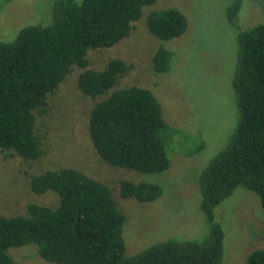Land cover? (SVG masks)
<instances>
[{
    "label": "trees",
    "instance_id": "obj_1",
    "mask_svg": "<svg viewBox=\"0 0 264 264\" xmlns=\"http://www.w3.org/2000/svg\"><path fill=\"white\" fill-rule=\"evenodd\" d=\"M155 1L54 0L48 23L26 24L13 38L0 39V151L25 160L40 157L36 114L78 70V88L92 101L87 133L98 156L143 173L165 170L182 128L164 118L152 90L120 84L130 63L111 57L93 67L88 57L89 51L128 36L143 6ZM241 3L233 0L229 12L237 14ZM145 24L162 41L184 34L187 18L176 7L151 9ZM173 55L159 45L151 57L153 73L167 72ZM231 84L236 124L198 178L200 209L208 225L202 239L170 237L125 254L124 215L113 187L77 168L59 166L28 178L31 192H54V204L31 201L23 214L0 215V264H23L8 251L24 244L33 245L41 258L62 264H222L224 231L215 206L240 186L254 192L264 208V23L238 32ZM117 190L120 198L147 202L161 195L162 186L122 179ZM246 264H264V247L250 251Z\"/></svg>",
    "mask_w": 264,
    "mask_h": 264
},
{
    "label": "rangeland",
    "instance_id": "obj_2",
    "mask_svg": "<svg viewBox=\"0 0 264 264\" xmlns=\"http://www.w3.org/2000/svg\"><path fill=\"white\" fill-rule=\"evenodd\" d=\"M53 1L0 0V39L13 38L23 25L48 23ZM232 1L156 0L143 6L128 36L111 47L88 53L93 67L111 57L130 63L120 84L152 90L164 118L182 128L165 170L143 173L113 166L98 156L87 133L92 101L79 90L78 70H73L48 97L45 111L36 114V131L43 148L40 157L25 160L0 151V215L23 214L31 201L54 204V192L37 194L29 190V175L71 166L113 187L124 215L125 254L137 253L170 237L202 239L208 225L200 209L198 178L236 124L231 80L236 69L237 34L255 23H264V0H242L237 14L229 12ZM167 7L184 13L187 29L178 37L161 41L148 31L145 17L151 9ZM159 45L170 48L175 55L167 72L154 74L151 57ZM200 142L203 146L197 149ZM122 179L157 182L162 193L147 202L120 198L117 189ZM214 216L224 231L222 264H246L250 251L264 247V208L254 192L236 187L215 206ZM8 252L23 264H62L41 258L31 244L12 247Z\"/></svg>",
    "mask_w": 264,
    "mask_h": 264
}]
</instances>
